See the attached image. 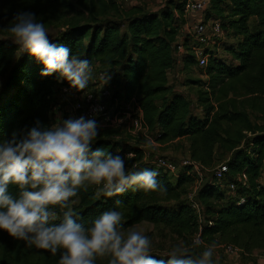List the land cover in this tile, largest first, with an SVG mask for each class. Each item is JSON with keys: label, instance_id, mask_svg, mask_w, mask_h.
<instances>
[{"label": "trees", "instance_id": "1", "mask_svg": "<svg viewBox=\"0 0 264 264\" xmlns=\"http://www.w3.org/2000/svg\"><path fill=\"white\" fill-rule=\"evenodd\" d=\"M14 1L21 11H31L41 19L73 10L69 0ZM188 1L169 0L155 12L142 10L122 19L112 1L76 0L86 11V23L69 24L51 40L89 59L102 73L110 72L107 85L112 88L116 115L136 99L145 127L157 132L158 141L185 139L189 159L203 169L214 167L217 148L229 154L224 181L230 178L235 193L226 200L223 189L229 185L220 186L214 180L202 185L196 200L204 225L185 200L192 168L178 173L174 183L168 174L158 172V181L168 190L165 197L130 190L119 197L96 198V189L91 187L73 198L75 203L70 207L86 222L115 207L124 214L125 229L142 222L163 225L175 233L199 234L207 244L231 245L241 255H249L264 250V0H209L204 15L192 12L200 16V22L218 21L226 35L237 38L223 47L227 60L218 57L215 50H205L207 80L194 81L199 115L168 84ZM109 14L118 18L99 20ZM193 59L187 56L185 64H193ZM41 69L42 65L27 54L21 55L15 44L0 40V139L9 138L13 131L30 129L37 121L51 126L50 112L59 88L68 84L58 82L55 75L41 77ZM109 137L100 134L93 148H104L113 155L131 153L133 160L140 155ZM130 162L126 159V165ZM142 169L148 168L131 164V170ZM239 175L246 178L241 189L236 180ZM10 191L18 194L14 185ZM64 210L57 209L58 215ZM22 246L23 242L0 232V262L15 264Z\"/></svg>", "mask_w": 264, "mask_h": 264}, {"label": "clouds", "instance_id": "2", "mask_svg": "<svg viewBox=\"0 0 264 264\" xmlns=\"http://www.w3.org/2000/svg\"><path fill=\"white\" fill-rule=\"evenodd\" d=\"M3 31L10 34L21 55L42 65L41 77L55 75L58 82L68 84L70 92L82 94L94 79L91 61L53 43L35 13L17 11ZM100 79L107 85L110 72L102 73ZM122 122L118 120L114 127ZM100 129L95 118L70 117L50 127L37 121L30 129L0 139V232L29 249L59 254L58 264H97L98 258L105 257L108 264H214L215 242L194 254L192 249L204 245L201 238L193 239L191 245L179 241L157 258L152 237L135 225L125 229L124 214L118 208L87 222L71 210L73 198L91 187L96 198L119 197L130 190L167 196L156 170L126 167L131 153L122 156L94 149ZM144 147H153L150 137ZM10 185L16 187L17 195ZM57 209L65 210L58 215Z\"/></svg>", "mask_w": 264, "mask_h": 264}, {"label": "rangeland", "instance_id": "3", "mask_svg": "<svg viewBox=\"0 0 264 264\" xmlns=\"http://www.w3.org/2000/svg\"><path fill=\"white\" fill-rule=\"evenodd\" d=\"M73 10L67 15H51L47 14L44 19L38 18L43 21L45 27L49 30L50 39H53L59 36L67 25L79 22L86 23L87 14L86 11H83L81 5L76 4V0H69ZM96 1V0H94ZM106 3L112 1L117 7L119 17L127 18L128 16L135 14L139 11H157L164 3L169 0H104ZM99 7V4L97 5ZM21 11V8L14 0H0V40L6 42H11V36L3 29L8 25L12 20L13 15ZM114 12V11H113ZM115 13V12H114ZM82 15V16H81ZM185 20L179 27V34L177 36V46L174 49V66L168 74V84L171 87L172 92L177 93L183 96L189 102L191 109L194 113L199 115V110L196 108V91L198 89L197 84L194 81H200L201 83L206 82L207 78L204 74V69H199L195 59H193V64L186 65L185 58L187 56H193L192 49L197 46L195 37L191 34V27L194 23L200 22V19L195 16L193 13L185 14ZM118 18L116 15L109 14L107 17H100L99 20ZM236 39H233L229 35H226L223 32V35L219 38H212L207 48L213 52L217 51V56L222 57V59L227 60L228 56L223 50L224 45H229L230 43L236 42ZM216 53V52H215ZM102 71L99 69L98 65L93 67V76L94 79L90 82L89 87L82 93H76L82 98L88 94H92L104 107L108 113V118L113 119L105 120L100 123L101 129L100 134L104 136H110L109 139L119 142L122 146H130L139 151L140 155L136 156L133 160V156L130 158L135 167L138 165H143L145 168L156 170L157 172H163L168 174L170 177L171 183H174L177 174L180 173L183 169L190 170L193 168L192 164H189V151L187 144L181 141H172V142H160L157 139V132H150L149 130L139 129L133 130L131 128V117L115 114L116 103L112 100V92L110 91V96H101L102 91L106 90V85H103V82L100 79ZM71 93L69 96H64L57 93V102H55V112L53 110L50 112L51 115V126L53 124L59 123L60 119H67L70 117L79 118L80 112H73V100L76 95ZM115 116V117H114ZM56 119V120H54ZM122 120L118 126L114 127V124ZM150 137L153 141V147L151 149L145 148L144 144L146 143V138ZM215 164L214 167L210 170L208 169H198L193 168L192 178H189L187 184L186 192L187 195L185 200L188 203H194L197 199V193L202 185L206 183H212L214 180V170L224 165L230 155L224 153L222 150L217 148L215 150ZM171 163L176 166V172L171 174L162 169H158L159 163ZM131 164L126 165V167L131 170ZM161 170V171H160ZM191 175V174H190ZM226 187L230 185V178L227 177L220 182ZM242 183L238 184V189L242 188ZM235 191V190H234ZM234 191L228 190V188L223 189L224 199L229 200L231 194ZM238 191V190H237ZM235 193V192H234ZM196 216L201 222L202 225L205 224L204 217L202 213V208L199 206V209L195 212ZM138 228L143 229L148 235L153 239V254L162 255L167 248L172 244L178 243L179 241H184L186 244L191 245L193 239L196 237L200 238L199 234H178L172 230L166 228L163 225H154L148 222H142L137 225ZM207 244L204 241V245L201 247L192 249L194 254L204 250ZM224 245L216 246L213 255L214 264H264V251L258 252L257 250L251 253V256L246 257L245 255L235 254L236 256H229L230 254L225 252L223 249ZM248 256V255H247ZM0 260L1 255H0ZM59 254L52 256L50 253L44 250H37L35 248L29 249L22 246V249L19 254V259L15 264H58ZM0 264H2L0 262ZM97 264H108V258H98Z\"/></svg>", "mask_w": 264, "mask_h": 264}, {"label": "built area", "instance_id": "4", "mask_svg": "<svg viewBox=\"0 0 264 264\" xmlns=\"http://www.w3.org/2000/svg\"><path fill=\"white\" fill-rule=\"evenodd\" d=\"M207 6H208L207 1H200V2L188 1L187 5L185 6V12L186 14L193 12L198 15H204ZM190 30H191V34L195 37L197 42V46L192 49L193 58L197 63V67L199 69H203L207 65L208 56L206 55L205 50L207 48L209 41L214 37L216 38L221 37L223 35V31L218 21H209L206 23L197 22L194 23V25L191 27ZM110 91L112 92V88L106 85V90L102 91L101 96L109 97ZM71 93L73 92H70L68 90V87L59 88V94H62L64 96H69ZM54 108L55 106L52 108V110ZM72 109L73 112H80V116H84L87 119L95 118L99 124L105 120H111L110 122L113 123V119L108 118V113L92 94H88L83 98L80 95L76 94L73 100ZM121 115L131 117V128L133 130L135 131L139 129L148 130L143 123L142 111L136 99L133 98L128 104L124 106V110L123 112H121ZM189 162H191L189 164H192L193 168L202 169V167L199 164L192 162L191 160ZM157 168L162 169L165 172L171 174L176 172V166L171 163H166V162L159 163ZM227 173L228 171L225 165L217 167L214 170V181L216 182V184L222 186V183L220 184V182L225 178ZM236 180L237 182L240 183L246 182V178L244 175L237 176ZM228 188L231 191L235 190V186L232 184L229 185ZM199 206L200 205L197 202V200L196 202L191 203V208L195 210V212L199 209ZM223 249L225 250V252L229 253L230 255L240 254L241 252L239 249L231 245H224Z\"/></svg>", "mask_w": 264, "mask_h": 264}, {"label": "crops", "instance_id": "5", "mask_svg": "<svg viewBox=\"0 0 264 264\" xmlns=\"http://www.w3.org/2000/svg\"><path fill=\"white\" fill-rule=\"evenodd\" d=\"M189 1H194V2H200V1H209V0H189ZM196 16V15H195ZM197 17V16H196ZM58 107H55L54 109H53V112H55V109H57ZM199 112V114H200V111H198ZM54 120H56V119H54ZM177 141H181V142H183V143H185V144H187V148H189V146H188V142L185 140V139H181V140H176L175 142H177ZM189 153V152H188ZM258 252H261V251H264V250H257ZM240 255V254H239ZM229 256H231V255H229ZM232 256H236V255H232ZM244 256V255H243ZM246 257H249V256H251V254H249L248 256L247 255H245Z\"/></svg>", "mask_w": 264, "mask_h": 264}]
</instances>
